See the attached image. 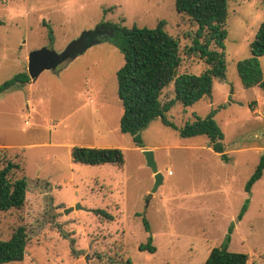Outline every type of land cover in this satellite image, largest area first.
Returning <instances> with one entry per match:
<instances>
[{"label":"rangeland","instance_id":"obj_1","mask_svg":"<svg viewBox=\"0 0 264 264\" xmlns=\"http://www.w3.org/2000/svg\"><path fill=\"white\" fill-rule=\"evenodd\" d=\"M263 20L264 0H229L226 80L215 83L210 99L187 108L176 103L166 114L176 128L152 121L141 133L142 147L120 131L117 71L124 56L109 41L0 95V150L20 166L12 178L29 181L24 207L0 212L1 240L20 225L28 230L24 260L8 264H204L228 235L229 251L248 255V264H264V173L250 193L245 190L264 153V90L243 88L237 71L251 57ZM160 21L181 42L179 74H202L206 64L186 54L187 34L196 27L179 24L175 0H0V86L28 73L34 51L61 54L101 23L154 29ZM260 65L264 73V57ZM174 97L172 83L161 99ZM212 111L227 160L207 136L179 133ZM76 146L118 148L124 166L73 163ZM146 150L163 176L155 193ZM76 204L86 210L65 214ZM149 238L154 254L139 250Z\"/></svg>","mask_w":264,"mask_h":264},{"label":"trees","instance_id":"obj_2","mask_svg":"<svg viewBox=\"0 0 264 264\" xmlns=\"http://www.w3.org/2000/svg\"><path fill=\"white\" fill-rule=\"evenodd\" d=\"M175 8L179 24L196 27L195 31L187 34L191 46L186 54L197 56L206 64L207 69L200 75L179 74L183 62L181 42L178 37L166 31L165 21H160L154 29L101 23L94 31L84 32L70 46V50L84 51L96 44V39L103 37L104 41H109L120 49L124 56V64L117 71V93L123 106L120 131L131 135L139 147L143 145L141 133L152 121L160 119L165 126L176 128L166 117L176 103L187 108L203 98L210 99L215 83L226 80L224 42L227 39L225 27L229 16V0H175ZM50 40L53 41L52 30ZM250 52L251 57L237 65L239 78L245 89L259 87L264 90V73L260 65V59L264 57V20L250 44ZM30 82L28 73L22 72L0 86V95L11 89L24 87ZM172 83L174 99L162 101L164 89ZM216 113L212 111L204 119L195 116V120L186 123L179 133L183 138L207 136L209 147L223 160H227L223 145L224 134L214 120ZM71 160L87 166L110 164L117 168H123L125 163L124 154L118 148L76 146L71 150ZM19 169L20 166L5 158L0 150V212L21 209L26 203L29 187L27 177L12 178ZM263 173L264 153L245 187L247 193L251 192ZM247 206L248 204L239 215V221ZM95 212L112 220V216L104 210ZM143 221L146 231L149 232L148 222L145 219ZM230 240L228 235L221 246L213 248L204 264H248V255L229 251ZM28 241V230L24 225L14 229L10 239H0V264L22 262ZM139 250L154 254L156 248L152 245V238L146 244L140 245Z\"/></svg>","mask_w":264,"mask_h":264},{"label":"water","instance_id":"obj_3","mask_svg":"<svg viewBox=\"0 0 264 264\" xmlns=\"http://www.w3.org/2000/svg\"><path fill=\"white\" fill-rule=\"evenodd\" d=\"M104 38H98L95 40V43H99ZM72 44V43H71ZM61 54L57 53L53 49L42 48L40 50L34 51L29 57L28 63V75L31 81H35L44 71H54L59 65L65 62L68 59L76 58L81 51L80 49L70 50V46ZM229 101L232 102V96L229 97ZM146 158L147 166L151 168L154 174L155 184L152 193H155L160 185L163 183V176L158 171L157 164L155 162L154 153L151 150L144 151ZM73 210H86L81 207L80 204H76L74 207L68 208L65 210V214Z\"/></svg>","mask_w":264,"mask_h":264},{"label":"crops","instance_id":"obj_4","mask_svg":"<svg viewBox=\"0 0 264 264\" xmlns=\"http://www.w3.org/2000/svg\"><path fill=\"white\" fill-rule=\"evenodd\" d=\"M31 82H35V81H31ZM81 147H84V146H81ZM91 147V146H90ZM97 148V147H96Z\"/></svg>","mask_w":264,"mask_h":264},{"label":"bare ground","instance_id":"obj_5","mask_svg":"<svg viewBox=\"0 0 264 264\" xmlns=\"http://www.w3.org/2000/svg\"><path fill=\"white\" fill-rule=\"evenodd\" d=\"M169 174H171V173L169 172Z\"/></svg>","mask_w":264,"mask_h":264}]
</instances>
